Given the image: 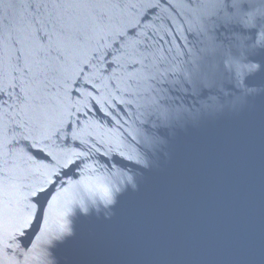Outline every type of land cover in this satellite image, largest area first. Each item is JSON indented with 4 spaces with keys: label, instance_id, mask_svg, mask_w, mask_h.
Wrapping results in <instances>:
<instances>
[{
    "label": "water",
    "instance_id": "95a60500",
    "mask_svg": "<svg viewBox=\"0 0 264 264\" xmlns=\"http://www.w3.org/2000/svg\"><path fill=\"white\" fill-rule=\"evenodd\" d=\"M0 264H264V0H0Z\"/></svg>",
    "mask_w": 264,
    "mask_h": 264
}]
</instances>
